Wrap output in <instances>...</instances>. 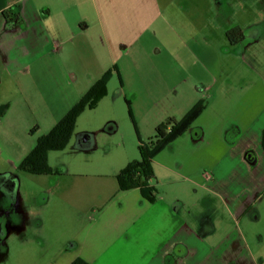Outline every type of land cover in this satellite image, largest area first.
Returning a JSON list of instances; mask_svg holds the SVG:
<instances>
[{
    "label": "crops",
    "instance_id": "0c3cea01",
    "mask_svg": "<svg viewBox=\"0 0 264 264\" xmlns=\"http://www.w3.org/2000/svg\"><path fill=\"white\" fill-rule=\"evenodd\" d=\"M9 9L19 24L5 22ZM182 9L181 0H0V124L20 109L47 133L111 70L97 102L98 158L93 133L75 128L73 156L50 162L61 172L46 188L0 187V264L264 259V78L213 62L216 17ZM227 29L219 49L250 47L230 44ZM200 100V114L152 159L154 202L120 189L116 173L138 158L135 128L145 140Z\"/></svg>",
    "mask_w": 264,
    "mask_h": 264
},
{
    "label": "rangeland",
    "instance_id": "374dc122",
    "mask_svg": "<svg viewBox=\"0 0 264 264\" xmlns=\"http://www.w3.org/2000/svg\"><path fill=\"white\" fill-rule=\"evenodd\" d=\"M183 9L180 10L186 14L188 12L198 15L208 13L214 15L215 32L212 40L215 42V52L212 55L213 62H223L229 65L231 69H236L249 76H261L264 78V0H181ZM220 16V17H219ZM225 18V20L223 19ZM227 19V21H226ZM201 24V22H199ZM239 25L241 28L254 26L259 35L257 41L252 44L249 30H246L245 37L240 41L241 46H250L247 49L243 47L224 49L218 48L223 42V34L219 29L234 27ZM227 29V30H228ZM224 38L225 34H224ZM227 40V39H226ZM217 46V47H216ZM264 92V85H263ZM98 104L92 110L83 111L77 118L75 128L87 130L93 133L95 139L94 155L98 158V116L101 114ZM39 117L33 112L13 109L8 113L0 124V187L9 191L12 188L31 189L42 188L50 183L48 179L60 174L61 168H52L49 164L54 162H67L72 156V150L67 145L58 151H49V160L47 164L53 170L47 176L39 174H29L17 168L18 164L33 148L37 137L45 134L38 127L36 120ZM74 128V129H75ZM123 133L122 128L113 132L111 140L115 143ZM51 175V176H48ZM7 176V178H3ZM10 176V177H9ZM231 230H237L234 223L230 224ZM258 264H264V259H255Z\"/></svg>",
    "mask_w": 264,
    "mask_h": 264
},
{
    "label": "trees",
    "instance_id": "16d2710c",
    "mask_svg": "<svg viewBox=\"0 0 264 264\" xmlns=\"http://www.w3.org/2000/svg\"><path fill=\"white\" fill-rule=\"evenodd\" d=\"M1 14L9 25L15 26L20 23L17 13L12 9L3 10ZM236 30V28H232L225 32V37L228 41L234 40ZM110 76L111 70L105 71L47 133L37 137L33 148L18 164L17 168L19 170L29 174H51L53 172L47 164V153L49 151L62 150L68 144L78 116L86 109H93L97 102L106 94V84ZM5 108L6 105L0 106V114ZM203 108L204 101H198L179 120L168 119L156 125L152 135L145 140L140 139L134 126L138 139V158L130 161L116 173L115 177L118 187L122 190L136 188L144 199L150 203L154 202L156 191L154 187L149 185V181L153 177L151 169L152 159L168 143L180 136ZM261 144L264 150V131L262 132ZM70 264L89 263L76 258Z\"/></svg>",
    "mask_w": 264,
    "mask_h": 264
},
{
    "label": "flooded vegetation",
    "instance_id": "af4514ba",
    "mask_svg": "<svg viewBox=\"0 0 264 264\" xmlns=\"http://www.w3.org/2000/svg\"><path fill=\"white\" fill-rule=\"evenodd\" d=\"M232 28H236L237 29L236 30V33H235V36H234V40L231 41V42L228 41L232 45H234V44H236V43H238V42H240V41L243 40V36H244V33L246 32V30H249V33L254 32V31H257V29L254 26H252V25L251 26H247L244 29L243 28H240L239 26H234V27H231L229 29H232Z\"/></svg>",
    "mask_w": 264,
    "mask_h": 264
}]
</instances>
